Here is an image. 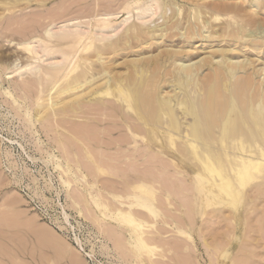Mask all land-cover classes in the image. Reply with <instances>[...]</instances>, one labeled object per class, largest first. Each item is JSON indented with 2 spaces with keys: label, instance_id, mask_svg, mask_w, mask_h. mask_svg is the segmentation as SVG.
Returning a JSON list of instances; mask_svg holds the SVG:
<instances>
[{
  "label": "rangeland",
  "instance_id": "obj_1",
  "mask_svg": "<svg viewBox=\"0 0 264 264\" xmlns=\"http://www.w3.org/2000/svg\"><path fill=\"white\" fill-rule=\"evenodd\" d=\"M145 5H151L152 10L146 18L139 19L138 7ZM106 14H113L114 28L108 33L113 39L100 41L93 33ZM146 21L141 25L142 30L166 25L164 37L156 40L147 33L127 30L133 23ZM64 22L69 27L79 25L90 30L89 47L85 51L76 52L67 47V39L46 35L47 28L53 26L52 30L58 32ZM0 31V209L9 211L3 214L8 215L7 220L11 217L5 223V217L0 216L3 218H0V264H264L263 189L260 193L254 189L255 183L248 186L249 199L238 208L224 203L205 204L202 199L211 186L208 184L196 192L198 181L192 176L193 165L185 163L183 157L151 152V162H147L145 157L149 153L140 157L142 154L132 149L115 145L127 135V126L118 116L119 111L123 114L124 111L113 97L112 100L105 97V104L109 105L106 108L88 104L86 97H79L77 102L90 112V118L73 119L69 109L74 102L65 95H57L70 82L69 78L55 77L44 84V92L33 79L34 69L37 65L47 66L49 60L22 59L18 63L21 67L25 65L22 69L14 68L17 66L10 62V49L17 42L37 36L48 44L62 45L76 57L85 56L87 60L76 64L78 71L88 69L82 79L99 76L106 69V78L101 77L98 87H110L123 80L130 91L148 88L139 102L141 97L155 100L156 111L144 115L152 125L159 124L166 116L162 115L164 107L157 103L161 91L173 90V94L183 98L188 96L190 88L196 98L199 95L202 102L213 104L212 111L219 114L234 103L241 107L242 96H245L243 107L257 102L259 97L264 100V0H0ZM201 34L207 35V39H201ZM35 43L41 49V43ZM174 50H179L177 58H183L182 62L197 61L195 74L183 83L163 82L174 78V68L167 59ZM227 58L241 59L249 67L240 62L235 67V63L231 69L235 67L238 72L233 74L228 67L233 63H228ZM22 77H28L26 81L32 85H22ZM64 98L66 102L58 104L53 111L52 104ZM259 109L254 107L248 116L256 121L259 118L254 129L262 132L264 112L261 116ZM102 113L110 114L105 122ZM179 114L183 126L193 120L190 115ZM100 116L102 119L97 120ZM136 123L142 124L140 120ZM140 132L148 138L146 129ZM160 137L152 143L161 144L165 137L161 133ZM139 141V147L147 145L143 144L146 143L143 138ZM164 148L176 152L168 146ZM88 153L94 156V161L88 158ZM142 160L144 163L139 164ZM98 167L107 172H98ZM177 169L182 173H177ZM263 173L258 172L250 182L262 181ZM140 180L157 186L150 203L157 201L161 213L154 216L136 205L134 210L143 211L141 216L147 222L139 228L122 225L116 219L117 208H126L125 204L133 200L129 197L132 192L147 193L144 188L133 187ZM95 199L108 208L98 206ZM40 234L42 238L38 237ZM138 234L146 236L151 248H135L131 242L136 241Z\"/></svg>",
  "mask_w": 264,
  "mask_h": 264
},
{
  "label": "bare ground",
  "instance_id": "obj_2",
  "mask_svg": "<svg viewBox=\"0 0 264 264\" xmlns=\"http://www.w3.org/2000/svg\"><path fill=\"white\" fill-rule=\"evenodd\" d=\"M258 1L259 0H254V2H258ZM138 10L140 11L139 19H142L144 17L146 18V15L152 10V6L151 5L139 6ZM112 15L113 14H106V16H104L100 19V22H99L100 27L98 29H96V31L93 33V35L96 38H98V40L101 41V40H104L106 38L112 37L108 34L110 29L114 28L113 27L114 25L111 23ZM9 21H11V20H9ZM125 21H127V19H125ZM147 22L148 21L141 22V24L133 23V24L128 26L127 30L130 32H135V33L139 32V31L147 33L149 35L154 36V39L157 38L156 40H158V39L160 40L161 38L164 37V35L166 34V31L168 30L166 25H160L158 27L149 26L145 30H142L141 25L144 23H147ZM68 25L69 24L67 22H64L61 25L60 30L58 32L53 31L54 30L53 26H50L49 28H47L45 30V33L49 37H58L61 39L63 38L64 40L67 39L69 41L67 47L73 48L74 50H76V52L85 51L89 47L88 39H90V37H87V35L89 34L90 30H88V29L86 30V29L80 27L79 25H77L74 28L69 27ZM7 27H5V29H3V28L2 29L6 30ZM3 30H1V31H3ZM1 31H0V33H1ZM4 32H6V31H4ZM116 34H114L113 36H115ZM203 34H201L199 36L201 37V39L206 40L208 36L203 35ZM216 34H218V33H216ZM3 35H5V34H3ZM6 38H8V37H6ZM47 39H49V38H47ZM110 39L112 40L113 37ZM106 40L109 41V39H106ZM220 41H222V40H220ZM35 42L41 43V47H40L41 49H37L38 46L34 45ZM107 42L106 43L104 42V43L107 44ZM10 44H11V42H10ZM15 45L16 46L13 49L12 48L10 49V52H11L10 56L12 58V60L10 62L13 61V63H15V65L17 66V67H15L14 65H12V66H14V68L22 69L23 67H25V65H22L23 67L18 65L19 61L22 59L29 61V59L34 58L35 60L37 59V61H38L39 58L45 57L46 60H49V61H46L47 66L43 67V66L37 65L34 69L36 74H35V78H33V77L32 78L36 79L35 81H37V85L39 88H41V91L44 90V92H45L46 89H43V87L45 86L44 84L50 83L57 76L60 77L61 79L62 78L63 79L64 78L70 79V82L66 86H63L61 89L58 90L57 95L58 96L59 95H65L66 97H69L68 99H71L74 102L70 106V109H69L70 112L72 113L73 119H77L80 116L84 117V120L85 119L88 120L87 117L90 118L88 116L90 114V112L85 110L83 105H81L79 102H77V101H79L78 100L79 97H86V100H85L86 103L91 104V105H97V106H100L102 108L109 107L108 104H105L104 100L108 96L110 97V99H111V97H113L115 99V101H117V104L121 105V107L124 111V114L119 111L118 116L121 117L122 123L127 126V135H125V136L123 135V137H125V138L124 139L122 138L123 140L117 141V143L116 144L114 143V144L119 145L118 146L119 148H122V147L128 148L129 151H131V149H132L133 152H135L137 154L138 153L142 154V155L139 154L140 157L143 155L145 156V154H147V153H149V155H151L150 154L151 152H153V154L155 152H156V154H163V155L168 154L169 156H173L175 158L178 157L179 159H182V157H183L182 160L185 163L193 165V169L191 171L192 176H193V179H197V181H198V184L196 187V192L199 193L200 191L204 190L208 184H210V186H211V188L209 189L206 196L202 199V201L205 204L210 205L213 203L214 204H223L224 203V204L238 208V206L242 202H244L245 199H249L248 195H247V192H248L247 187L252 185V183H255L254 184V186L256 187V188H254L255 190L258 189L260 193L264 191V178H262V177H264V175H263L264 173L262 174L263 176L261 175L262 179H260V180H262V181L256 180V182H250V180H249V179L252 180L253 178H255L258 172L264 171V135H263L264 130H262V132H259V131L257 132L254 129V127L258 123L259 118L256 121L255 117L251 118L250 116H248V112L250 110H252L254 107L256 109L261 108V110L259 109L260 110L259 114L260 113L263 114V112H264V106H263L264 100H262L261 97L258 98L259 100L257 102L250 104V105H247L246 107H243L244 106L243 104H245V103H243V101H244L243 99L245 98V96H242L240 98L242 100V103L240 102V104H241V107H243V108H241L237 103H234L232 105V107H230L227 111L220 112L219 114H214V112L212 111V108H213L212 105L213 104H211V103L208 104L209 102H207V101L202 102L199 95L196 98L194 96V94L192 93V90L190 88L188 89L189 90V92L187 94L188 96L185 95V96H183V98H179V96L176 95V93L173 94L172 93L173 90H169V91H165V92L161 91V92H159V94L157 96V99H158L157 103L159 104L160 108L164 107L163 110L165 113L162 115H166V116L165 117L163 116L162 121L159 120L160 121L159 124L152 125V123L150 121H148L144 118V115H146V113L149 111H150V113L152 110L156 111V109H154V105L156 103H153V102H155V100L151 101L152 99L149 97L148 98L141 97L143 99H142L141 103L139 102V99H140V96L142 95V92L144 94H146L145 92L147 91L146 89H148V88H144L145 91L144 90L140 91V90H138V87H137L136 91H132L133 88L130 91L129 90L130 88H128L129 86H127L123 80L116 81V82H114V84L112 83L110 87H107V86L98 87L100 84L99 81H102L101 77L102 76L105 77V75L108 73V71L106 69L103 70L101 72V74H99V76L93 75L90 78L86 77L85 79H82V76H84V74L88 73V69L86 67H84L83 69L78 71L76 64L78 62L83 61V60H87V58L85 56H81V57L77 56L76 57L74 53L66 51L62 45L48 44V42H45L44 40H42L41 38H38L37 36L30 38L28 40H21V41L17 42ZM94 45L96 47H101V45L98 43H94ZM224 47H226V46H224ZM212 48H214V47H212ZM233 49H236V48H233ZM177 52H179V50H174L167 57V59H169L171 61V67L174 68V75H173L174 78L172 77L173 79H171V77H170L169 79H171V80H169V81L166 80L163 82L169 83L170 81H175L178 83H183L186 79H189V78L191 79L192 76L195 74L196 69L194 68V66L196 65L197 61L193 60V62H191L192 59H190L189 60L190 62H188V63H186V61H184V60H183L184 62H182L183 58L182 59L177 58ZM73 54H74V56H73ZM53 55L59 56V58H56L58 60H56L54 57L52 58ZM30 62L27 63V66H29L28 64H30ZM227 62L230 64L233 63L231 65V67L228 66L229 69L232 70L233 74H235V73L237 74V72H238L237 69L234 70V68L236 67L237 64L240 65V63H241L244 65V63H243L244 61L241 59L240 60H232L231 58L230 59L227 58ZM247 63H249V62H247ZM31 64H33V63H31ZM234 64H235V67H233V69H231L232 66H234ZM247 66H248V64L245 67H247ZM245 67H243V68L245 69ZM262 70H264V69H262ZM215 71H217V70H215ZM157 73H159V72H157ZM170 73L172 74V72H170ZM20 76H22V73H20ZM143 76H145V75H143ZM27 78L24 79V77H22V83H21L22 85L24 84L27 86L28 83H30V82H28V80L26 81ZM132 78H134V77H132ZM142 79H144V78H142ZM193 79H195V78H193ZM236 79H238V78H236ZM164 80H165V78H164ZM136 82H138V81H136ZM150 82H151V79H150ZM57 85H59V84H57ZM33 86H31V87H33ZM239 86H241V85H239ZM35 87L37 90L38 87L34 86L33 88H35ZM159 87H161V86L158 85V88ZM23 88H25V87H23ZM54 88H51V89H54ZM25 89H27V88H25ZM259 89H261V87ZM202 90L205 91L204 88H202ZM236 90H238V89L236 88ZM53 91H55V90H53ZM50 92H51V90H50ZM162 92H163V94H162ZM8 94L10 96H12V93L10 91L8 92ZM30 94H31V92H30ZM219 94H220V97L223 99V97L221 96L222 93H219ZM209 95H210L209 97L212 98L213 95L211 94V92L209 93ZM216 97H219V96H216ZM254 97H252L253 101L255 99ZM48 98L50 99V97H48ZM216 100L220 101L218 99H216ZM222 101L223 100H221V103H222ZM14 102L17 103L16 98H14ZM64 102H66L65 98L60 100L59 102H55L54 104H52L51 108L53 109V111H56V106L58 104H63ZM81 102H82V100H81ZM226 103H227V101H226ZM217 105H218V103H217ZM114 106H117V105L114 104ZM118 108H119V106H117V109ZM262 109H263V111H262ZM95 110H97V109L95 108ZM100 110H102V109H100ZM220 110H222L221 107H220ZM63 112H66V110H63ZM179 113H181V115H183V116L184 115L185 116L190 115L193 117V120H190L191 122L188 120L189 124H186L187 126H183L184 122L182 120V116H180ZM102 114L104 117L102 116ZM102 114H101V116L104 118L103 122H105L108 119V116H110V114L109 115L107 113H102ZM125 114H128L130 117H128ZM262 114H260V115L262 116ZM261 116H260V119H262ZM102 117L99 119H97V118L96 119L100 120V119H102ZM192 117H190V118H192ZM263 117H264V114H263ZM130 118H132L133 121ZM53 120H55V119H53ZM118 120H116V121H118ZM134 120H136V122H138L140 120V122L142 124L136 123V122H134ZM44 121H45V119H44ZM47 121H49V119H47ZM100 123H102V122H100ZM233 124L235 127L232 126ZM118 125H120V124H118ZM142 126L144 129H146L148 131V135H149L148 138H146L145 135L141 134L142 132H140V131H141V129H143V128H141ZM111 127H113V126H111ZM113 128L115 129V127H113ZM232 130H234L233 133H232ZM160 133L165 137V138L163 137L164 141L161 142V144L154 145L152 142H154L156 140L158 141L161 138ZM258 133L259 134L262 133V134H260L261 136ZM81 134H82V132H81ZM104 134H106V133H104ZM74 138L76 139L77 137L74 136ZM81 138H83V137H81ZM140 138L141 139L143 138V140L146 142V143H143V144H147L146 146L144 145L145 147L144 146L139 147ZM118 140H120V139L118 138ZM114 142H116V141H114ZM167 146L172 148V149H175L176 152L166 151L164 147H167ZM117 148H115V149H117ZM149 155H147V157H145L146 160L148 159L147 162H151L149 160V157H152V155L151 156H149ZM87 156L90 160H92V161L95 160L94 156L92 154L88 153ZM126 156H129V155H126ZM134 157L136 159L138 158L137 156H134ZM159 160L161 162H163L162 161L163 159L162 160L159 159ZM171 160H175V159L173 158ZM143 161L144 160H142V162L139 164H143L144 163ZM154 161H156V160H154ZM158 161H156V162H158ZM163 163H161V164L163 165ZM165 165L166 164H164V166ZM168 166H170V164ZM152 167H156V166H152ZM157 170H161V169H157ZM97 171L98 172L100 171L102 173L107 172L102 167H98ZM144 172L142 174H144ZM147 172L152 174V172H150V171H147ZM147 172H145V173H147ZM165 173L169 174L171 172L167 171ZM177 173L181 174L182 172L179 169H177ZM153 174H155V173H153ZM161 174H164V173H161ZM136 175H137V173H136ZM170 175H172V174H170ZM173 176H176V175H173ZM157 177H160L159 173H158ZM146 180H148L147 177H146ZM150 181H152V180H150ZM154 186H155V184L152 185V182H151V184H146L142 180H140L139 183H137L136 185H133L134 188L139 189V190L144 188L147 191V193L140 194V193H133L132 192L129 197L133 198V200L129 201L128 204H125L122 202V204H125L126 210L125 209L122 210L118 207L117 208L118 211L116 212L117 213L116 219L118 220V222L120 224L126 225V226H133V227L137 226L139 228L147 222L141 216L142 214L144 215L145 211H146L145 213H148V214L150 213L154 216H158L161 213L162 209L159 207V204L157 203V201L156 202L152 201V203H150L151 202L150 199L153 197V194H155L157 192V189H158V188H156L157 186L156 187H154ZM136 189H135V191H136ZM262 189H263V191H262ZM122 197L123 196H119V198H122ZM129 197H127V198H129ZM167 198H170V197L167 196ZM97 199H95L96 204L100 207H104L105 204L100 203V201H98ZM169 200H171V198ZM136 205L141 206L143 208L144 212L143 211H135L134 206H136ZM105 207L108 208V206H105ZM7 212H9V211H3L2 209H0V216L3 217L4 215L9 214ZM7 216L6 217L4 216L5 219H3L4 217L3 218L0 217V218L3 219V221L5 223H7V221L11 218L10 217L7 220L6 219ZM20 221H22V220H20ZM10 223H13V222H10ZM21 224H23V223H21ZM18 225H19V223H18ZM29 226H30V224H29ZM136 228H134V229H136ZM179 230H180V232H182L181 228H179ZM14 232L15 231H13V233ZM17 233H15V234H17ZM41 234L38 237L42 238V235L45 236L44 233L42 235ZM51 234L52 233H50V235ZM49 237H51V236H49ZM51 241H53V240H50V243H51ZM131 243L134 244L135 248H137V249L138 248L141 249V247L142 248H151L147 243L146 236H144L143 234L142 235L138 234L136 241H132ZM21 260H20V262H21Z\"/></svg>",
  "mask_w": 264,
  "mask_h": 264
}]
</instances>
